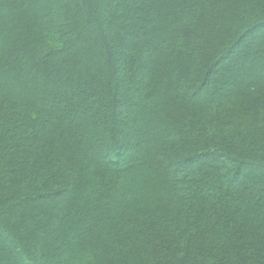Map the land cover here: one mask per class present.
<instances>
[{
	"label": "trees",
	"instance_id": "16d2710c",
	"mask_svg": "<svg viewBox=\"0 0 264 264\" xmlns=\"http://www.w3.org/2000/svg\"><path fill=\"white\" fill-rule=\"evenodd\" d=\"M0 28V264H264V0H0Z\"/></svg>",
	"mask_w": 264,
	"mask_h": 264
},
{
	"label": "rangeland",
	"instance_id": "374dc122",
	"mask_svg": "<svg viewBox=\"0 0 264 264\" xmlns=\"http://www.w3.org/2000/svg\"><path fill=\"white\" fill-rule=\"evenodd\" d=\"M92 9V6H90V8L88 7L87 8V11L88 10H91ZM53 10H49V12H52ZM12 16V15H11ZM101 32H103V33H106L108 30H107V28L104 26V25H102L101 27ZM0 30H1V28H0ZM260 31V33L262 32H264V28H261V29H259L258 30V32ZM257 32V31H256ZM262 33L259 35V34H256V33H254L252 36L253 37H255V36H258V37H255V38H257V40H264V37L262 36ZM252 41V40H251ZM250 41V42H251ZM246 45V44H245ZM245 45H243L242 43L238 46V51H239V48H242V47H244ZM237 50H234L233 51V54H232V56H233V59L235 60V61H237V63H236V65H238V63L240 62V60H239V58H240V56H239V52L237 53ZM231 56V57H232ZM234 61V62H235ZM235 65V66H236ZM137 70V69H136ZM135 71V70H134ZM155 71H156V69L152 66V67H150V71H149V73L150 74H154L155 73ZM118 76H119V78L121 77V76H123V69H121L120 68V70H119V72H118ZM25 82V80H22V81H20V83H24ZM210 84V83H209ZM207 85L206 87H207V90H209L211 87H212V84H210V85ZM183 90V89H182ZM184 91V90H183ZM183 91H181L182 93H183ZM203 92H205V90L203 91ZM202 94V93H201ZM199 95V96H197V97H195L194 99H193V102H195V103H201V102H204V101H207L208 99H207V97L206 96H203V95ZM179 95H181V94H179ZM195 103H192V100H191V104H195ZM160 107V106H159ZM161 108V107H160ZM159 108V109H160ZM162 111H164V110H162ZM174 113V112H173ZM135 155V154H134ZM133 155V156H134ZM128 162H126L127 164H129L130 162L129 161H131V160H127ZM61 199H59L58 201L59 202H61L60 201ZM51 240V239H50Z\"/></svg>",
	"mask_w": 264,
	"mask_h": 264
}]
</instances>
